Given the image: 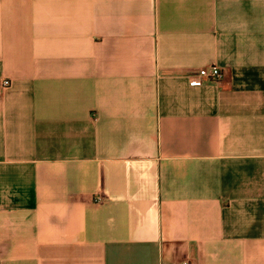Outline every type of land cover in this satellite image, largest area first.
<instances>
[{
    "label": "crops",
    "instance_id": "0c3cea01",
    "mask_svg": "<svg viewBox=\"0 0 264 264\" xmlns=\"http://www.w3.org/2000/svg\"><path fill=\"white\" fill-rule=\"evenodd\" d=\"M185 260L264 264V0H0V264Z\"/></svg>",
    "mask_w": 264,
    "mask_h": 264
},
{
    "label": "built area",
    "instance_id": "2783aa9c",
    "mask_svg": "<svg viewBox=\"0 0 264 264\" xmlns=\"http://www.w3.org/2000/svg\"><path fill=\"white\" fill-rule=\"evenodd\" d=\"M223 72L216 66L202 67L197 70L194 76L189 78L191 85H200L202 80L218 81L222 78ZM100 202V200H98ZM179 264H193L189 260L180 262Z\"/></svg>",
    "mask_w": 264,
    "mask_h": 264
}]
</instances>
